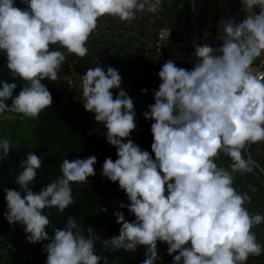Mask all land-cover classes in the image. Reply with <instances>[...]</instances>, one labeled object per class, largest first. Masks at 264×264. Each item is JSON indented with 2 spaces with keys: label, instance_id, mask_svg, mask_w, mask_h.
Instances as JSON below:
<instances>
[{
  "label": "clouds",
  "instance_id": "1",
  "mask_svg": "<svg viewBox=\"0 0 264 264\" xmlns=\"http://www.w3.org/2000/svg\"><path fill=\"white\" fill-rule=\"evenodd\" d=\"M22 2L25 9L16 7L14 0H0V54H6L10 75L23 81L14 96L17 84L0 79V114L33 120L53 104L42 81L56 82L67 56L86 57V44L100 18L131 22L137 12L157 13L163 8V0ZM239 2L243 13L239 22L219 21L223 28L219 48L194 40L196 63L191 70L172 60L161 67L155 102L143 113L154 121V159L131 139L136 111L133 99L121 88L119 71L111 66L105 71L100 65L86 70L83 106L106 127L107 142L118 157L106 158L102 176L118 182L130 201L121 202L120 208L127 207L135 219L129 222L122 211L113 213L119 235L105 239L91 226L85 235L84 227L70 215L50 236L44 210L63 213L75 204L72 184L83 185L95 176L97 157L64 159L62 175L36 193L33 187L43 161L29 152L15 177L20 191L4 189V216L10 225L23 227L28 242L50 241L43 245L46 264H109L106 256L96 253L97 242L111 252L135 253L142 246L143 264L162 260L158 242L167 243L169 255L178 253L173 264H246L250 256L264 253V244L253 231L264 223V214L248 210L252 197L235 187L233 175L250 174L259 167L245 151L264 142V74L253 68L264 56V0ZM191 4L195 9V0ZM113 89L119 90L115 96ZM11 150L10 139L0 137V162ZM221 155L231 160L230 170L218 165ZM248 187L253 194L257 191Z\"/></svg>",
  "mask_w": 264,
  "mask_h": 264
},
{
  "label": "trees",
  "instance_id": "2",
  "mask_svg": "<svg viewBox=\"0 0 264 264\" xmlns=\"http://www.w3.org/2000/svg\"><path fill=\"white\" fill-rule=\"evenodd\" d=\"M222 1L195 0L194 9L191 4L192 0H163V8L158 11V17L162 19V23L157 29L169 25L175 41H196L197 35L195 33L197 32L198 36L201 37L202 33L200 30L207 24L204 20L205 13L222 12L225 16L231 15L233 10H241L239 0H233L229 4H223ZM14 4L20 9L27 7L22 0H14ZM194 14H196L197 18H195ZM117 19L104 16L98 21H107L111 29L110 32L104 33L106 36L111 37L108 46L98 48L87 42L86 47L89 51L86 57L81 59L75 55L67 56L58 75L60 78L74 72L82 78L88 68H95L98 65L104 67L105 71H107L108 66L117 69L122 76L121 88L135 103V123L137 127L139 125L142 127V131L138 133L132 132L131 139L142 150H147L151 153L146 138L150 134L148 140L153 141L151 124L154 121L145 119L143 115L147 109L145 108L146 94L142 89H145L147 84L144 79L136 76L140 73V70L128 67L130 56L126 55V44L123 41H116L119 36L117 32L121 30V26L116 21ZM236 21L239 22L240 20ZM220 33L222 37L223 28ZM92 36L94 37V35ZM155 38L156 33L154 34ZM222 43L223 41H221L220 46ZM141 48L153 53L152 48L147 49L146 46ZM106 54L108 56L103 57ZM124 57L127 58L128 63L121 68L120 63ZM5 58L6 54H0V64L1 60ZM195 63L196 58L191 65V69ZM177 67L191 70L190 66L185 67L184 64L177 65ZM0 79L17 84V88L13 93L14 96L18 95L23 87V81L14 79L10 75L7 66L2 67L0 65ZM42 83L53 96L51 108L46 109L41 113L39 119L35 120L22 118L19 114L9 113L11 116H15V119L6 120L0 124V137L9 138L12 144L10 154L0 162V245L6 248L7 245L11 244L18 254L26 253L37 264H46L47 253L43 251V245L50 241L37 244L28 242L23 227L19 223L10 225L4 216L7 211L4 189L11 188L20 191V186L15 183V177L22 171L20 164L26 159L29 152L41 157L43 161L42 167L38 170L35 186L30 185L36 193H39L41 188L62 175L60 165L64 159L71 161L77 158L85 159L93 155L97 157V163L94 165L95 176L89 177L88 183L83 185L72 184L75 204L70 205L63 213L58 212L56 208H46L44 210L50 219V224L47 227L50 236L56 227H63L66 224L67 217L70 215L75 216L77 223L84 227L85 235H87V228L91 226L98 235L105 239L119 235L120 225L117 224L113 213L122 211L129 222L135 219L127 207L120 208L121 202L127 205L130 201L126 193L120 190L118 182L114 183L102 176V166L106 158L111 157L114 161L118 158L116 148L107 142L106 127L102 123L95 121L94 114L84 108L83 101L75 100L72 97L67 98L66 91L57 88L49 79L43 80ZM126 83L131 85V90H126ZM111 91L115 96L119 90L113 89ZM6 103L10 107L12 102L9 100ZM125 142H127L126 139ZM248 152L255 156L254 159L259 165L255 170L260 174L261 186L256 187L255 183H252L253 175L250 173L246 174V178L243 179L245 182L236 188L241 192H249L252 202L247 204L246 207L251 213L259 212L264 214V142L252 144ZM151 154L154 159V153ZM249 185L255 186L257 189L254 194L249 190ZM103 208L107 209V211H103ZM253 231L256 233L258 241L264 244V223L253 228ZM167 249L168 245L166 242H158V252L162 260H157L156 264H173V257L178 253L169 255ZM145 251L146 249L142 246L135 253H127L122 249L116 252L104 251L99 242H97L96 246V253L106 256L109 264H143ZM16 262L17 259L7 261L6 264H16ZM246 264H264V253L259 257L250 256Z\"/></svg>",
  "mask_w": 264,
  "mask_h": 264
},
{
  "label": "rangeland",
  "instance_id": "3",
  "mask_svg": "<svg viewBox=\"0 0 264 264\" xmlns=\"http://www.w3.org/2000/svg\"><path fill=\"white\" fill-rule=\"evenodd\" d=\"M232 2L233 0H223L222 1L223 4H229ZM222 18L224 19L235 18V20H241L243 18V13L241 12L240 9L233 10L231 15H225V16L222 12L205 13L204 20L205 22H207V24L205 27H203L200 30L202 33L201 37L198 36L197 32L195 33V35H197V39L195 43L196 44L208 43L215 48H219L221 41H222L219 38L221 37L220 32L222 30V26L219 27V21ZM116 21H118L119 25L121 26V30H118L117 32L120 37L118 36L116 38V41H123L126 44V51H127L126 55L130 56V64L128 65V67L130 69L140 70V73L137 74L136 76L144 79L145 83L147 84L145 88L147 89V93H145L146 94L145 108L148 111L149 110L148 103L149 105H151V103L155 102L154 92L158 90L159 85L161 83L158 73L162 65L160 64V61L158 60L154 52L149 53L148 50H143V48L141 47L146 46L147 49L151 48L150 46L154 41L153 40L154 34L157 32L158 26L162 23V19L158 17V12L151 13L145 10L143 12H137L136 19L132 20L131 22H127V21L122 22L119 19H117ZM166 26L169 27V25H166ZM110 31L111 29L108 26L107 21L98 22L97 29L92 34L94 35V37L91 36L88 43L98 48L108 46L111 41L110 39L111 37L106 36L104 33H107ZM189 43L192 45V42H189ZM104 56L107 57L108 54L103 55V57ZM263 57L264 56H262L261 58ZM101 58H102V55H101ZM145 58L147 59L146 61H145ZM127 63H128L127 58L126 57L122 58L120 67L123 68ZM0 65L2 67L6 66L7 58L1 60ZM191 65H189L190 67L189 66L187 67L191 69ZM75 77H78V75L72 72L71 74L66 75L64 78H59L55 83H58V85L61 86L64 91H66L67 98L72 97L75 100L83 101L82 80L80 78L78 80L76 79L77 82L74 83L73 88H69L66 86L65 81H67L70 78H72L75 81ZM125 87L127 91L132 89L131 85L127 83L125 84ZM14 117L15 116H11L9 113L0 114V124L6 120H14L15 119ZM140 131H142V127L139 125L134 130V132L138 133ZM149 138H150V134L147 135L146 139L148 142V147L149 149H151V144L153 141L148 140ZM250 146L245 151L246 156H247V152ZM252 158L254 159L255 156L252 155ZM217 163L219 166H222L230 170L231 160L227 156L221 155L219 160H217ZM233 175H234L235 187L241 186L242 183L245 182L243 179L246 178V174L240 175L237 172V173H234ZM252 175L253 177L251 181H253L252 183H255L256 187H258L261 183L260 174L258 171L254 170ZM15 259H17L16 264H37L26 253L18 254V252L13 247L9 248L7 245L6 248H3V245H0V264H6L7 261H13Z\"/></svg>",
  "mask_w": 264,
  "mask_h": 264
},
{
  "label": "built area",
  "instance_id": "4",
  "mask_svg": "<svg viewBox=\"0 0 264 264\" xmlns=\"http://www.w3.org/2000/svg\"><path fill=\"white\" fill-rule=\"evenodd\" d=\"M194 16L196 18V14H194ZM189 42L190 41L188 40L182 42L175 41L172 35L171 28L168 26H163L157 30L156 38L154 39L150 47L152 48L162 66L166 61L172 60L176 65L184 64L185 67H187L195 61V57L192 55L194 51L193 42L192 45ZM253 68L264 74V57L257 60L254 63ZM79 78L82 80L80 76L75 77V81L72 78L68 79L67 81H65L66 86L69 88H73L74 83H76ZM52 83H54L57 88L62 89V87L59 86L58 83Z\"/></svg>",
  "mask_w": 264,
  "mask_h": 264
},
{
  "label": "water",
  "instance_id": "5",
  "mask_svg": "<svg viewBox=\"0 0 264 264\" xmlns=\"http://www.w3.org/2000/svg\"><path fill=\"white\" fill-rule=\"evenodd\" d=\"M108 17H110V16H108Z\"/></svg>",
  "mask_w": 264,
  "mask_h": 264
}]
</instances>
